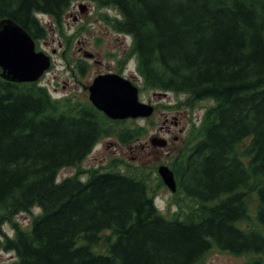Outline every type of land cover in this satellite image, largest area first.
<instances>
[{"label": "trees", "instance_id": "1", "mask_svg": "<svg viewBox=\"0 0 264 264\" xmlns=\"http://www.w3.org/2000/svg\"><path fill=\"white\" fill-rule=\"evenodd\" d=\"M83 1L119 13L112 28L132 38L144 86L213 103L171 166L198 207L168 219L144 181L118 172L56 182L112 133V121L89 102L0 78V234L5 222L14 232L0 251L15 254L11 264H202L214 246L264 264V0H0V22L36 42L47 34L37 15L59 23ZM35 207L29 229L12 222Z\"/></svg>", "mask_w": 264, "mask_h": 264}, {"label": "rangeland", "instance_id": "2", "mask_svg": "<svg viewBox=\"0 0 264 264\" xmlns=\"http://www.w3.org/2000/svg\"><path fill=\"white\" fill-rule=\"evenodd\" d=\"M77 3L75 2L74 6L78 5ZM83 3L90 6V11L78 22L69 17L70 12L72 14L77 12L72 11V6L63 15L60 23L46 15L37 16L47 34L43 39L36 41L35 49L49 55L52 61L51 67L37 84L45 87L55 100L73 105L88 102L87 87L97 73L126 68L125 73L128 74L136 66V60L130 53L132 38L112 28V20L121 19L119 13L112 8L98 7L93 2H80ZM79 47L92 54L93 58L89 61L84 60L82 53L78 52ZM78 64L87 65L88 70L83 75L78 71ZM139 99L155 107L153 115L149 118L108 124L112 133L102 138L81 163L61 169L56 182L75 177L86 181L94 172H118L144 181L149 194L154 198L155 206L166 218L184 219L186 214L195 211L198 207L197 202L187 197L179 187L177 192H170L162 183L157 170L161 165L172 169L175 156L185 144L187 133L194 123L198 126L199 120L202 119L204 109L201 105L208 106L213 103L210 101L190 103L183 94L154 91L144 86L142 81ZM182 111L188 114L187 117L179 118L182 133H179L178 128L172 127L171 133L167 134L166 128L162 129L164 117L167 116L168 120H171L175 112L181 114ZM125 130L135 131L138 135L123 143L120 134ZM156 136L168 142L165 148L155 146L158 153H154L155 147L150 144L151 138ZM174 137H177V142L174 141ZM254 202L252 198L249 203L251 218L254 215ZM39 213L40 209L35 207L30 213L16 215L12 222L27 230L33 218ZM13 235L11 223H3L0 240L4 236L12 238ZM109 236L110 232H103L100 242L94 247L96 251L102 252ZM250 259L251 257L247 256H234L213 246L204 256L202 264H249ZM15 260L13 252L0 251V264H11Z\"/></svg>", "mask_w": 264, "mask_h": 264}, {"label": "water", "instance_id": "3", "mask_svg": "<svg viewBox=\"0 0 264 264\" xmlns=\"http://www.w3.org/2000/svg\"><path fill=\"white\" fill-rule=\"evenodd\" d=\"M91 57V55H87ZM49 56L35 51V42L20 26L6 19L0 22V78L11 83H36L50 68ZM89 101L111 120L148 118L153 107L140 103L137 89L118 75L96 77L90 87ZM152 146L164 147L165 140L153 138ZM158 174L163 184L174 193L176 182L167 166H160Z\"/></svg>", "mask_w": 264, "mask_h": 264}, {"label": "flooded vegetation", "instance_id": "4", "mask_svg": "<svg viewBox=\"0 0 264 264\" xmlns=\"http://www.w3.org/2000/svg\"><path fill=\"white\" fill-rule=\"evenodd\" d=\"M83 2H86V1H83ZM86 3H88V2H86ZM78 5H76V6H74L75 5V3L74 4H72L71 6L73 7V9H72V11H77L75 14H72V12H70V14H69V17H72V20L74 21V22H78V21H80L81 20V18H82V16H85V15H88V13H89V11H90V6L88 5V4H85V3H83V4H80V3H77ZM70 6V7H71ZM69 7V8H70ZM68 8V9H69ZM66 13V12H65ZM64 13V14H65ZM61 21V20H60ZM114 20H112V22H113ZM117 21V20H116ZM117 32V31H116ZM119 33V32H118ZM53 53H55V51L53 50L52 51ZM78 52L79 53H82V55L84 56V60H86V61H89V60H91L92 58H93V56L92 57H87V55H89V53H87V52H85L84 51V49H82L81 47H79L78 48ZM87 66V65H86ZM78 67V66H77ZM123 67V66H122ZM126 67V66H125ZM87 68L86 69H84V70H82V71H80V69L78 68V71H79V73H80V75H83L84 73H86L87 72ZM125 70H126V68H119V69H117V71H111V70H109V71H106V72H99V73H97L96 74V76L93 78V80L96 78V77H98V76H100V75H103V74H107V73H111V74H115V75H118V76H121V77H123L124 79H126V80H128V81H130L131 82V84L137 89V91H138V100L140 101V99H139V93H140V82L142 81L143 82V80H142V77L140 76V74L138 73V71H137V69L136 68H134L133 70H130V72L127 74V73H125ZM93 80H92V82H93ZM91 82V83H92ZM91 85V84H90ZM89 85V86H90ZM88 86V87H89ZM88 87H87V91H88ZM141 102V101H140ZM143 103V102H142ZM153 106V105H152ZM201 107H202V109H206L207 108V105H205V106H203V105H201ZM155 109V107L153 106V110ZM185 114V115H184ZM187 117L188 116V114L186 115V112L185 111H182L181 112V114H180V112H175V116H173L172 117V119L171 120H168V118H167V116L166 117H164V122H163V127H162V129H164V128H166V132H167V134L169 133H171V130H170V128H172V127H174V128H178V131H179V133H182V128H179V126H180V121H179V118H183V117ZM129 120H134V119H126V120H123V121H129ZM123 121H120V120H118V122H123ZM195 124V123H194ZM164 139V138H163ZM165 147L168 145V142H167V140L165 139ZM174 141L175 142H177L178 141V139H177V137H174ZM164 147V148H165ZM161 149V148H160ZM153 151H155L154 153H158V148L157 147H155V148H153ZM148 155H150V154H148Z\"/></svg>", "mask_w": 264, "mask_h": 264}, {"label": "bare ground", "instance_id": "5", "mask_svg": "<svg viewBox=\"0 0 264 264\" xmlns=\"http://www.w3.org/2000/svg\"><path fill=\"white\" fill-rule=\"evenodd\" d=\"M119 168V167H118Z\"/></svg>", "mask_w": 264, "mask_h": 264}]
</instances>
